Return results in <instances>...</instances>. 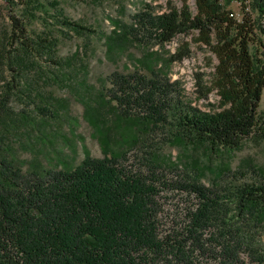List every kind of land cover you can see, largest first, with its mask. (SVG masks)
<instances>
[{"label": "trees", "instance_id": "trees-1", "mask_svg": "<svg viewBox=\"0 0 264 264\" xmlns=\"http://www.w3.org/2000/svg\"><path fill=\"white\" fill-rule=\"evenodd\" d=\"M4 1L9 27L0 35L1 69L8 73L0 83V264H200L203 256L213 264H264V170L253 164L258 180L225 181L227 169L217 172L193 157L195 149L205 152V161L231 154L264 126L258 111L264 88V0H236L242 7L246 2L240 18L228 8L235 0H193L195 13L189 0H180L179 9L170 0L166 11L137 14L135 24L122 30L115 22L118 27L103 37L106 52L115 55L134 37V25L144 26L161 43L194 31V40L217 60L212 88L219 100L213 111L178 99L169 102L167 84L149 66L150 76L114 71L93 90L78 51L56 56L59 38L49 14L58 1ZM38 20L41 30L30 33L27 26ZM54 22L80 37L99 34L60 9ZM187 53L181 47L171 58L181 61ZM39 82L95 94L81 98L83 117L103 157L84 150L83 159L71 166L62 148H53L52 156L39 149L50 139L43 133L48 115L57 116L49 109L36 114L56 99ZM12 101L32 108L17 111ZM158 131L179 148L174 166L188 170L186 188L197 200L180 232L165 236L158 233L153 186L126 173L120 162L123 153L138 147L157 164L162 153L150 144ZM62 140L73 148L70 138ZM18 148L32 151L28 161L18 159ZM50 159L56 160L53 165ZM205 172L210 188L201 183Z\"/></svg>", "mask_w": 264, "mask_h": 264}, {"label": "rangeland", "instance_id": "rangeland-1", "mask_svg": "<svg viewBox=\"0 0 264 264\" xmlns=\"http://www.w3.org/2000/svg\"><path fill=\"white\" fill-rule=\"evenodd\" d=\"M58 6L55 11H51L50 27L58 38L56 47V56L66 57L75 51L79 52V62L83 60L88 68V84L93 90L100 89L106 76L114 71L132 74L150 76L152 75L148 66L152 67L161 78L162 82L167 84V97L169 102L181 100L203 111L218 110L217 104L219 96L216 89L212 88L214 79V65L217 63L216 57L207 46L194 40L195 33H179L170 42L161 43L156 40L153 34H149L144 26L134 25L136 31H132L134 37L122 46L117 53L108 54L106 52L104 35H109L114 28H117L115 22L119 23V30L123 25L135 24L134 17L141 13H150L152 15L166 11L170 0H57ZM221 1V0H220ZM172 4L178 9L182 3L180 0H171ZM223 2V0H222ZM190 9L195 13L193 0L188 1ZM244 8H245V3ZM243 7L239 1H233L228 6L233 12L235 18H240ZM60 9L62 14L68 18L79 21L81 24L91 29L99 31L90 37H80L73 34L72 31L63 28L57 22H54L56 10ZM249 11V9H248ZM54 12V13H53ZM251 16L255 12L251 11ZM8 9L4 0H0V35H4L9 27ZM46 18L47 17L45 15ZM27 30L30 33L41 30L40 21H36L29 26ZM62 31L67 32L63 34ZM131 31V30H130ZM188 49L187 55L181 60H172L171 56L179 48ZM145 64H140L139 60ZM78 62V61H77ZM46 66L45 62H41ZM3 73L0 64V83L4 76H8L5 67ZM45 91H52L56 99L48 100L50 104L43 111L36 113L42 115L44 111L52 110L57 113L56 117L48 115L49 123L43 129V133L50 138L41 144L39 149L45 155H51L53 148L63 149L68 165H76L84 157V150L94 158L103 157L102 148L96 138L92 136L93 127L84 119V106L81 98L92 97L95 94H73L69 89L71 87L57 86L47 82H39ZM107 86V85H106ZM109 86V85H108ZM107 86V87H108ZM202 94H207L203 96ZM48 95V94H45ZM65 100V103L62 102ZM11 106L17 111L27 108V104L12 101ZM49 109V110H48ZM36 111V110H35ZM258 111L262 114L264 120V88L262 90ZM37 112V111H36ZM43 112V113H42ZM36 115V116H38ZM74 134H71V133ZM165 134L157 132L151 146L156 151L162 153L160 159L152 160L145 155L138 147L127 151L122 158L121 166L126 173L132 176H140L153 186L155 208L157 211L158 233L160 236L170 235L172 232H180L187 221L189 210L196 204V196L189 191L186 176L182 165L178 163L175 167L174 162H178L180 150L175 145L169 144ZM64 138H70L73 148H67L63 144ZM195 151V152H194ZM193 157L199 158L204 167L206 163L217 170L225 171L223 180H235L238 183L251 182L258 180L259 174L253 170V164L264 170V126L256 130L248 137L242 140V145L231 154L218 153L209 156V161H205L206 154L203 150L195 149ZM32 151L24 148H18V159L28 161ZM122 154V155H123ZM144 157V158H143ZM46 164V160L43 159ZM55 159H50V165L55 163ZM158 167V168H157ZM217 167V168H216ZM239 171L238 173H235ZM235 173V174H233ZM205 187L211 186L212 180L210 173L205 172L201 179ZM200 264H213L209 257L200 258Z\"/></svg>", "mask_w": 264, "mask_h": 264}]
</instances>
